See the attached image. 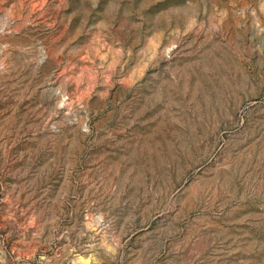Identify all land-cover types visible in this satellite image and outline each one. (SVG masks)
<instances>
[{
	"label": "rangeland",
	"instance_id": "1",
	"mask_svg": "<svg viewBox=\"0 0 264 264\" xmlns=\"http://www.w3.org/2000/svg\"><path fill=\"white\" fill-rule=\"evenodd\" d=\"M0 264H264V0H0Z\"/></svg>",
	"mask_w": 264,
	"mask_h": 264
}]
</instances>
